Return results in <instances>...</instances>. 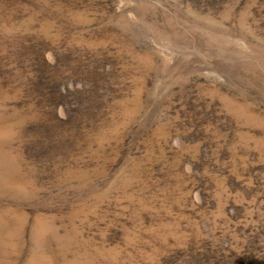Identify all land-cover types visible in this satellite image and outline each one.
I'll return each mask as SVG.
<instances>
[{"label": "rangeland", "instance_id": "374dc122", "mask_svg": "<svg viewBox=\"0 0 264 264\" xmlns=\"http://www.w3.org/2000/svg\"><path fill=\"white\" fill-rule=\"evenodd\" d=\"M0 264H264V0H0Z\"/></svg>", "mask_w": 264, "mask_h": 264}]
</instances>
